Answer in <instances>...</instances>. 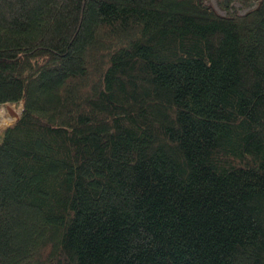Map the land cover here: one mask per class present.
Listing matches in <instances>:
<instances>
[{
  "label": "trees",
  "instance_id": "16d2710c",
  "mask_svg": "<svg viewBox=\"0 0 264 264\" xmlns=\"http://www.w3.org/2000/svg\"><path fill=\"white\" fill-rule=\"evenodd\" d=\"M238 1L0 0V264H264V0Z\"/></svg>",
  "mask_w": 264,
  "mask_h": 264
},
{
  "label": "rangeland",
  "instance_id": "374dc122",
  "mask_svg": "<svg viewBox=\"0 0 264 264\" xmlns=\"http://www.w3.org/2000/svg\"><path fill=\"white\" fill-rule=\"evenodd\" d=\"M208 3L218 14L224 15L226 13L227 8L224 7L221 3L222 0H204ZM230 7L234 8V11L239 13H244L246 8H242L238 0H230ZM254 6V5H253ZM251 9V8H250ZM22 104L21 102L18 104H10L6 103L0 105V121L6 120L5 124L0 126V131L10 127L15 121L16 117L12 115V113L19 114L21 113ZM19 118V117H18Z\"/></svg>",
  "mask_w": 264,
  "mask_h": 264
},
{
  "label": "water",
  "instance_id": "95a60500",
  "mask_svg": "<svg viewBox=\"0 0 264 264\" xmlns=\"http://www.w3.org/2000/svg\"><path fill=\"white\" fill-rule=\"evenodd\" d=\"M21 104H22V106H23V104H24V100L21 101ZM20 111L22 112V108H21ZM12 115L16 117V120H17L18 117H19V114H16V113H12Z\"/></svg>",
  "mask_w": 264,
  "mask_h": 264
},
{
  "label": "bare ground",
  "instance_id": "6f19581e",
  "mask_svg": "<svg viewBox=\"0 0 264 264\" xmlns=\"http://www.w3.org/2000/svg\"><path fill=\"white\" fill-rule=\"evenodd\" d=\"M6 120L0 121V126L5 124Z\"/></svg>",
  "mask_w": 264,
  "mask_h": 264
},
{
  "label": "flooded vegetation",
  "instance_id": "af4514ba",
  "mask_svg": "<svg viewBox=\"0 0 264 264\" xmlns=\"http://www.w3.org/2000/svg\"><path fill=\"white\" fill-rule=\"evenodd\" d=\"M218 1H219V0H218ZM225 1H227V2H228V0H224V2H225ZM225 5H228V3H225Z\"/></svg>",
  "mask_w": 264,
  "mask_h": 264
}]
</instances>
